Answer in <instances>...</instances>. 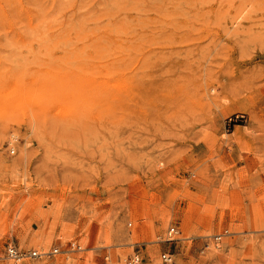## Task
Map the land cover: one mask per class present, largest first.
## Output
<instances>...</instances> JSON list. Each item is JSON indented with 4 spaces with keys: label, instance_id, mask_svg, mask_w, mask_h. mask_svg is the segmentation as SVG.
Instances as JSON below:
<instances>
[{
    "label": "rangeland",
    "instance_id": "374dc122",
    "mask_svg": "<svg viewBox=\"0 0 264 264\" xmlns=\"http://www.w3.org/2000/svg\"><path fill=\"white\" fill-rule=\"evenodd\" d=\"M133 253L264 264V0H0V264Z\"/></svg>",
    "mask_w": 264,
    "mask_h": 264
},
{
    "label": "built area",
    "instance_id": "2783aa9c",
    "mask_svg": "<svg viewBox=\"0 0 264 264\" xmlns=\"http://www.w3.org/2000/svg\"><path fill=\"white\" fill-rule=\"evenodd\" d=\"M179 234L178 230L173 227L170 226L166 233H165V237L167 238V240H176L177 235ZM6 255L7 257L13 259V260H20L21 258H23L24 256H26V254H24V252H22L20 249H18L17 247L13 246V245H8L6 247ZM32 255H37L35 251L31 252ZM162 260L164 262H170L171 261V255L170 254H163L162 255ZM124 264H140V258L139 255L136 253H133L132 255L128 256L125 260Z\"/></svg>",
    "mask_w": 264,
    "mask_h": 264
}]
</instances>
